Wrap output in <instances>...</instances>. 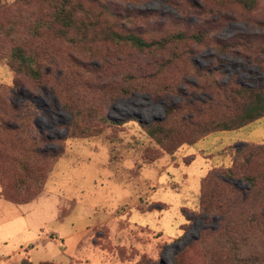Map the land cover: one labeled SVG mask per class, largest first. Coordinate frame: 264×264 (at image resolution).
<instances>
[{
  "label": "rangeland",
  "instance_id": "obj_1",
  "mask_svg": "<svg viewBox=\"0 0 264 264\" xmlns=\"http://www.w3.org/2000/svg\"><path fill=\"white\" fill-rule=\"evenodd\" d=\"M98 2L154 46L142 54L55 40L41 81L0 56V264H229L217 235L241 240L240 258L264 264V233L251 224L264 218V153L254 151L264 116L217 125L247 123L250 99L229 88L264 89V0L250 12L214 0ZM35 12L0 0L4 24ZM195 29L211 30L202 45L188 37ZM215 40L247 43L219 51ZM10 48L0 34V52ZM175 109L198 121L197 141ZM159 122L176 139L152 138L147 127ZM211 173L233 195L218 210L201 204ZM249 177L261 179L255 188Z\"/></svg>",
  "mask_w": 264,
  "mask_h": 264
},
{
  "label": "trees",
  "instance_id": "obj_2",
  "mask_svg": "<svg viewBox=\"0 0 264 264\" xmlns=\"http://www.w3.org/2000/svg\"><path fill=\"white\" fill-rule=\"evenodd\" d=\"M214 1L220 6L237 4L250 12L256 8L260 0ZM18 2L29 8L35 7L36 12L34 17L25 18L17 16L8 18L7 24L0 21V34L7 37L11 43L9 53L3 54L0 52V56L15 74L33 81H41L44 78L45 69L51 63L53 56L48 43L55 40H63L73 46L84 48L99 43L126 45L142 54H145L147 50L154 46V42L149 43L140 34L130 32L122 25V20L126 18L130 19L129 17L114 13L109 6L100 5L98 0H18ZM180 24L181 29L189 30L188 28H191L182 22ZM193 27L196 28V26ZM182 33L178 34L184 38ZM210 33L211 30L208 33L202 29H195L188 37H192L196 43L202 45L210 37ZM243 37L245 36H237L236 39ZM238 41L247 43L246 40H243L244 42L241 40H234L232 42L215 40V46L219 51H228L235 48ZM262 51L264 53V47ZM183 59V57L178 56L177 62L175 59H172V61L174 62L173 64L179 63L181 65L183 64ZM190 65H193V63H190ZM199 71L202 74L210 76L214 72L209 69H199ZM228 91L230 94L238 92L246 100L250 99V103H247L249 107L244 114L247 123L242 125L229 121L217 123L223 130L242 128L244 125L264 116V89L246 87L237 89L236 87H231ZM180 111V109L174 110L175 113H178L175 117L179 119L181 125H190L189 129H191V132H187V135L193 137L194 142L197 141L199 138H196L193 133L196 129L200 128L198 121H194L191 124V119L183 120V113ZM92 118H96V116ZM104 121H107V119H104ZM173 129L168 123L162 122L147 127L149 135L160 143L171 142L176 139L175 136L173 137ZM203 136L204 134L201 137ZM254 151L256 153H264V146H259ZM243 154L245 155V151H243ZM252 155L246 152V160L252 158ZM23 168L27 172V177L33 174L29 170L30 168L27 169V161L23 163ZM224 172L229 177L234 175L232 170H224ZM248 180L255 188L257 181L261 179L259 177H249ZM221 183L215 173H211L204 180L201 204H206V208L218 210L220 209V204L232 203L233 195ZM262 215L264 217V212H262ZM251 224L258 229H262L264 233V218H254ZM216 240L220 245L223 243L222 245L229 252L230 255H225L229 264H238V262L240 264H263L262 259L248 260L244 257L240 258L244 246L241 240L238 241L237 238L234 239L232 236H227V238H223L222 236L221 240H219L218 235L216 236ZM241 259L243 260L242 263ZM26 264L31 263L26 262Z\"/></svg>",
  "mask_w": 264,
  "mask_h": 264
},
{
  "label": "crops",
  "instance_id": "obj_3",
  "mask_svg": "<svg viewBox=\"0 0 264 264\" xmlns=\"http://www.w3.org/2000/svg\"><path fill=\"white\" fill-rule=\"evenodd\" d=\"M23 205H28V204H23Z\"/></svg>",
  "mask_w": 264,
  "mask_h": 264
}]
</instances>
